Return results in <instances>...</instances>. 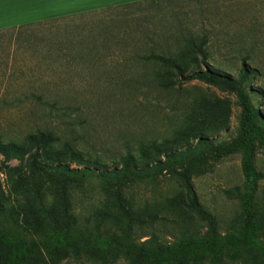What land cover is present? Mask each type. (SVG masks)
Masks as SVG:
<instances>
[{"label":"rangeland","instance_id":"1","mask_svg":"<svg viewBox=\"0 0 264 264\" xmlns=\"http://www.w3.org/2000/svg\"><path fill=\"white\" fill-rule=\"evenodd\" d=\"M191 38L208 40L207 56L264 129V0L142 2L0 32V264L17 263L9 241L28 251L19 264L74 244L96 263L112 236L172 244L230 234L250 197L264 217V147L256 142L251 185L242 153L217 157L238 136L236 93L181 81L159 62L177 60L188 76L203 58Z\"/></svg>","mask_w":264,"mask_h":264},{"label":"trees","instance_id":"2","mask_svg":"<svg viewBox=\"0 0 264 264\" xmlns=\"http://www.w3.org/2000/svg\"><path fill=\"white\" fill-rule=\"evenodd\" d=\"M157 1L161 0L145 2ZM141 3L119 7L134 6ZM198 42L194 38L189 40V44L193 45V49L203 55V58L201 61L192 60L193 71L188 76H186L184 67L177 60L158 57L159 62L166 67H172L177 72L176 77L181 81L209 80L217 85H226L228 89L236 93L238 105L241 109L238 136L228 145L218 150L217 157L222 159L242 153L245 156L244 171L247 182L251 185L252 178L256 176L252 167V160L257 148L256 142H259L264 147V129L259 124L262 117L250 103L242 88H237L223 81L221 73L225 74L229 70L224 65L220 66L217 62L212 61L210 56H207L205 47L208 44V40H203L200 45ZM186 49L189 50L190 48L187 47ZM246 62H243L241 68L240 74L243 77L247 76L248 73ZM159 66L161 68L162 65L160 64ZM155 79L159 89L168 90L169 75L157 72ZM247 135L251 138L250 140ZM9 147L14 148L15 146L9 145ZM135 153L136 151L133 150L126 156L125 166L129 168L134 166ZM78 154L80 156L83 155L80 152ZM184 182L187 191L194 195L192 185L186 177ZM37 193H39V190ZM5 208L0 193V213H4ZM244 211L247 216L246 221L243 225L237 226L230 234H215L200 241L181 240L172 244L163 242L156 236H152L142 243L128 242L120 236H112L109 239V247L111 249L100 255L96 259L98 261L96 263L91 261L96 258L91 249L87 246L82 248L79 244H74L70 250L48 247L46 249V258H44L42 264H62L64 261H81L84 259L93 264H264V217L258 219V211L255 210L251 197L245 202ZM91 238L97 239L98 235L91 236ZM1 244L2 239L0 236V248ZM6 247L13 250L10 261H15L17 262L16 264H19L21 259L28 254V251H23L22 246L16 247L12 241H9ZM248 252L252 254L246 255Z\"/></svg>","mask_w":264,"mask_h":264},{"label":"crops","instance_id":"3","mask_svg":"<svg viewBox=\"0 0 264 264\" xmlns=\"http://www.w3.org/2000/svg\"><path fill=\"white\" fill-rule=\"evenodd\" d=\"M150 0H0V32Z\"/></svg>","mask_w":264,"mask_h":264}]
</instances>
